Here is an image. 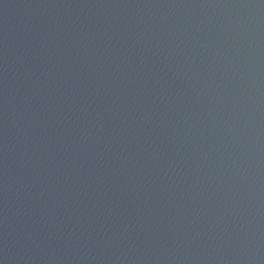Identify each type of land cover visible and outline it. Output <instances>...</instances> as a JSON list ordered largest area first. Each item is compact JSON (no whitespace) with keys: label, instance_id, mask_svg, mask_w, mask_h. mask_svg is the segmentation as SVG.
I'll return each instance as SVG.
<instances>
[{"label":"water","instance_id":"obj_1","mask_svg":"<svg viewBox=\"0 0 264 264\" xmlns=\"http://www.w3.org/2000/svg\"><path fill=\"white\" fill-rule=\"evenodd\" d=\"M0 264H264V0H0Z\"/></svg>","mask_w":264,"mask_h":264}]
</instances>
